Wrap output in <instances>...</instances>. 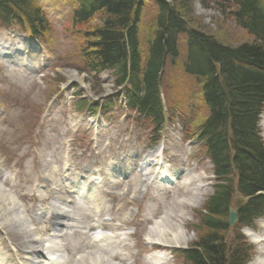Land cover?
Instances as JSON below:
<instances>
[{"label": "rangeland", "instance_id": "1", "mask_svg": "<svg viewBox=\"0 0 264 264\" xmlns=\"http://www.w3.org/2000/svg\"><path fill=\"white\" fill-rule=\"evenodd\" d=\"M39 3L49 23V30L40 36L46 51L35 41L29 39L27 43L19 27H0V184L22 199V212L28 215L32 208L42 214L50 204L56 203L54 197L59 194L54 191H63L66 183L78 181L86 188L91 180L87 178L104 180L103 194L100 187L95 194L74 192L68 198L76 202L68 203L66 209L74 212V221L65 217L56 225L62 234L67 233L66 237H59L64 246L61 254L66 255L60 264H80L82 256L95 251L96 245L87 249L84 246L91 240L84 239V234L93 236V231L86 227L95 220L99 233L118 236L112 242L129 245L126 249L120 244L115 247L125 261L113 256L111 264H183L175 250L197 240L198 214L215 183L212 165L196 139L198 126L209 111L196 78L185 72V41L180 45L178 60L175 63L167 60L162 71L160 85L168 122L163 133L157 134L149 119L135 121L134 115L124 108L121 89L116 87L111 71L88 75L79 69L78 34L84 28L73 22V4L67 0H40ZM188 8L187 17L192 24L222 43L237 46L253 41L231 17L222 13L221 0H194ZM141 13L139 34L141 48L146 52L158 9L148 1ZM6 52L13 56L10 62L3 58ZM22 52L24 55L20 56ZM18 56L20 64L16 62ZM25 62L28 66H23ZM73 74L76 79H70ZM81 100L94 105L96 113L80 106ZM260 128L264 139V114ZM159 138V145L151 148ZM161 151L173 170L182 176L176 185L162 190L152 182L156 175L141 178L139 174L142 162L159 159ZM147 168L146 173L153 171ZM184 175L203 177L202 190L184 187ZM68 190V195L73 194L72 188ZM45 194L48 195L46 202L43 201ZM181 202L187 203L186 210L178 205ZM2 216L0 220L4 221ZM176 216H182L183 221H177ZM44 221L31 226L39 228L37 234L41 239L46 232ZM157 221L164 227L175 228L179 234L176 242L165 244L161 250L150 247L163 243L151 236ZM261 221L264 218L255 222L254 231L264 236ZM65 222L75 227L64 228ZM4 225L6 229H0V264H26L24 231ZM245 230L243 234L254 246L248 264H262L264 243ZM77 254L82 256L74 262ZM90 259L96 260L94 255Z\"/></svg>", "mask_w": 264, "mask_h": 264}, {"label": "trees", "instance_id": "2", "mask_svg": "<svg viewBox=\"0 0 264 264\" xmlns=\"http://www.w3.org/2000/svg\"><path fill=\"white\" fill-rule=\"evenodd\" d=\"M39 1L0 0V27L17 26L39 38L49 30ZM67 1L73 22L84 28L78 34L79 69L88 75L111 71L128 108L138 120L149 119L157 134L166 122L162 71L167 60H178L185 41V72L196 78L209 111L197 136L216 181L198 214L197 240L178 253L184 264H247L253 246L241 229L264 216V0H221L222 13L253 37L237 46L192 24L187 11L194 0ZM148 1L158 13L143 52L139 17ZM80 106L96 109L86 100ZM231 206L238 214L234 228Z\"/></svg>", "mask_w": 264, "mask_h": 264}, {"label": "bare ground", "instance_id": "3", "mask_svg": "<svg viewBox=\"0 0 264 264\" xmlns=\"http://www.w3.org/2000/svg\"><path fill=\"white\" fill-rule=\"evenodd\" d=\"M70 79H76V76L73 74V75H71ZM150 160H152L151 161L152 163H149V162L148 163H142V168L139 172L140 177L143 178L146 175L151 176L153 171L158 170L156 173V176H157L156 179H157V181H159L160 180L159 174L166 173V172L170 171L169 161L164 156V153L160 154L159 159H157V160L150 159ZM147 167H150L151 170H153V171L150 173H146V170H148ZM187 175H184V185H185L184 187H186L187 189L189 187H192V190L200 192L202 190V188L204 187V185L202 184L203 183V177H187ZM181 177L182 176L180 174L179 179ZM75 179H76V176H75ZM64 180L66 182L67 178L65 177ZM143 180H145V179H143ZM157 181L153 180V182H157ZM99 182L102 183V186H104L103 181H99ZM74 183H75L74 181H72L70 183H66L65 186H62L63 191H61V192L60 191H54L59 195L54 197L56 203L51 204L50 208L53 209V211H49V210L45 211L46 214L49 213L48 217L44 216L42 214L39 215L38 213H36L35 208H32L30 213H28V215H25L27 213L22 212V208L24 207V205L20 204V201L23 203L22 199L20 197H17L9 189H6L4 185L0 184V214L3 215L2 218H5L4 221L0 220V225L6 224L8 226H12V227L17 228L20 231H24L22 233V236L24 238H26L25 243L27 246L26 250L24 251V254L27 256L26 260H32V259H30V256L33 258V261H32L33 264H60L59 258H60L62 250H61V243H60L59 237L62 234H61L60 230H58L56 228V225L59 223V220L61 218H65V217L66 218H72L70 216V214L66 215V214H64V212L65 213L69 212V213L74 214V212L72 210L69 211V210L65 209L68 202H71L72 205L76 204L75 200H70V201L68 200V198L71 197V195H74V192L78 193L77 190H73L72 191L73 194L68 195V193H70V190H68V189L71 188L74 185ZM83 188H84V186H82V189ZM53 190H55V188ZM185 192L189 193V191H186V190H185ZM25 196H26V194H25ZM21 197H22V195H21ZM47 197H48V195L45 194L44 195L45 200H43V201H47L48 200ZM30 198H32V197H30ZM63 200H67V201L63 202ZM39 201H42V200H39ZM63 203H66V205H64ZM178 205L180 206L181 209L186 210L187 203L181 202V203H178ZM51 212H55V213L58 212V213L52 214ZM60 212H63V213H60ZM97 212H98V209H97ZM31 214L33 216H31ZM30 216H31V221H28ZM176 218H177V221H183L182 216H176ZM181 218H182V220H180ZM44 219H45L44 222H45L46 226L45 227L43 226V230H44V232L46 231L47 233L45 232V237L41 239L40 237H38V234H37L40 232L39 228L38 227L31 228V226L33 225V223H35V222L38 223L40 220H44ZM77 222H80V221H77ZM161 223L159 221H157V223H156L157 226L154 228L155 231L153 233H151V236H155L158 240H160L163 243H160V244L154 243L152 246H150L151 249H161L162 247L166 246L165 244H171V243H173V241L176 242L178 237H179V234H178V232H176L175 228L164 227L161 225ZM261 223H264V222L261 221ZM89 228L91 230L92 229L97 230L99 227L98 226L95 227L94 225H90ZM246 232L250 236L255 238L256 240L260 241V239H261L264 241V236L259 235L256 232H253L249 229H247ZM50 233L52 234V236L50 235ZM63 236H67V234H64ZM169 236H171L172 238H169ZM155 237H154V239H155ZM115 238H118V236H115L113 238L110 236L101 235L100 233L96 232L93 236V241H90L84 245L86 249L91 248V245H96L94 247L95 251L94 252L91 251V253L88 256L84 255V256H82L81 259L79 258L80 259L79 263L80 264H111L110 259L113 258V256H117L120 260L125 261L121 256H118L119 254L115 251V247H117L120 244V246H122L126 249V246H129V245L124 244L121 241H116L115 243L112 242V240ZM97 249H98V252H96ZM77 251H79V250H77ZM101 254H103V255H101ZM92 255H94V257L96 258V260L93 262L90 259V257ZM46 261H51V262L45 263ZM262 264H264V262Z\"/></svg>", "mask_w": 264, "mask_h": 264}, {"label": "water", "instance_id": "4", "mask_svg": "<svg viewBox=\"0 0 264 264\" xmlns=\"http://www.w3.org/2000/svg\"><path fill=\"white\" fill-rule=\"evenodd\" d=\"M236 221H237V213L233 208H231L230 209V225L234 226Z\"/></svg>", "mask_w": 264, "mask_h": 264}]
</instances>
